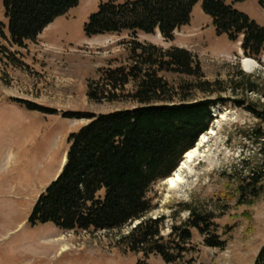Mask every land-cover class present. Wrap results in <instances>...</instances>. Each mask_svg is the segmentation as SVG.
Wrapping results in <instances>:
<instances>
[{"label": "rangeland", "instance_id": "rangeland-1", "mask_svg": "<svg viewBox=\"0 0 264 264\" xmlns=\"http://www.w3.org/2000/svg\"><path fill=\"white\" fill-rule=\"evenodd\" d=\"M101 1L81 0L24 48L0 38V264H136L142 259L118 244L138 223L110 232L61 231L50 223L28 224L34 203L60 172L69 149L68 135L86 125L88 115L138 107L129 99L132 84L115 94V101L87 99V84L98 81L100 72L130 65L128 33L84 36L83 27ZM134 1L117 0L119 4ZM233 8L264 28V11L257 0H244ZM191 18V25L176 31L172 41H165L158 32L137 34L136 41L162 50L187 49L206 80L219 82L213 87L216 93H192L191 98L228 102L211 108L213 121L194 147L198 146V160L180 172L189 153L182 157L175 170L180 175L177 184L171 186L166 180L151 187L152 211L147 217L162 220L164 239L189 217L185 206L211 217L225 249H207L204 238L193 229L177 264H255L264 247V146L261 152L254 142L250 131L257 121L245 107L250 102L264 111V52L260 64L247 72L240 43L216 36L200 1ZM6 25L0 2V30L8 38ZM159 76L173 88L193 82L188 76ZM25 103L36 110L26 109ZM69 114L81 118H66ZM245 156L248 165L243 167ZM259 171L263 177L253 185L251 176ZM243 186L247 190L239 193ZM147 263L165 264L157 256H150Z\"/></svg>", "mask_w": 264, "mask_h": 264}, {"label": "trees", "instance_id": "trees-1", "mask_svg": "<svg viewBox=\"0 0 264 264\" xmlns=\"http://www.w3.org/2000/svg\"><path fill=\"white\" fill-rule=\"evenodd\" d=\"M0 1L8 34L6 38L0 30V38L11 46L24 48L27 42H36L45 28L81 0ZM199 1L216 36L224 35L231 43L240 42L242 56L260 64L264 28L233 8L244 0H137L124 4L101 1L83 27L84 36L128 33L130 65L100 72L98 81L87 84V99L93 103L112 102L115 94L132 84L134 90L129 99L138 107L88 115V123L68 135L64 166L34 203L30 226L50 223L61 231L110 232L138 223L118 239L126 250L142 255L136 264H148L150 256L159 257L165 264H177L187 251L193 229L204 238L207 249H225L226 242L216 235L211 217L190 206L184 207L189 212L187 220L173 227L167 239L160 235L162 220L147 217L152 211L148 198L151 187L171 177L182 157L209 130L213 121L211 108L228 101L191 98L192 93H216L213 87L219 82L206 80L199 62L187 49L162 50L140 44L136 38L137 34L153 35L157 31L165 41H172L176 31L189 25ZM257 1L264 11V0ZM160 73L188 76L193 82H180L173 88ZM246 83L253 91L252 83ZM25 105L26 109L36 110ZM245 108L257 121L250 132L262 152L264 111L250 102ZM66 118L81 117L69 114ZM242 159L241 164L246 167L249 158ZM262 177V172H254L252 184ZM247 187H240L238 192ZM255 264H264V247Z\"/></svg>", "mask_w": 264, "mask_h": 264}, {"label": "bare ground", "instance_id": "bare-ground-1", "mask_svg": "<svg viewBox=\"0 0 264 264\" xmlns=\"http://www.w3.org/2000/svg\"><path fill=\"white\" fill-rule=\"evenodd\" d=\"M256 64L257 63H255V61L253 62L250 59H247V60H245L242 63L244 70L247 71V72H252L253 69L256 67ZM197 147L194 148V149H192L191 151H189L188 152L189 154L187 156L185 155L186 157L184 159V163H182L181 166H180V168H179V171L180 172H182V170L186 169L188 167V164H192L196 160H198L197 159V151H198V148ZM63 161H64V159H63ZM63 161H62V164H63ZM178 172L173 173V175H171V177L167 179L169 181V184L171 186H175L177 184L178 180L180 179L179 178L180 175H179Z\"/></svg>", "mask_w": 264, "mask_h": 264}, {"label": "crops", "instance_id": "crops-1", "mask_svg": "<svg viewBox=\"0 0 264 264\" xmlns=\"http://www.w3.org/2000/svg\"><path fill=\"white\" fill-rule=\"evenodd\" d=\"M193 11H194V8H193ZM193 11H192V12H193ZM191 22H192V18H191V20H190L189 25H191ZM189 25H188L187 27H189ZM182 29H183V28H182Z\"/></svg>", "mask_w": 264, "mask_h": 264}]
</instances>
